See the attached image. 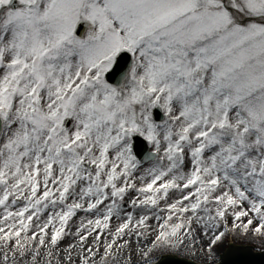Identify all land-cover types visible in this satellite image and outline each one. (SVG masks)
<instances>
[{"label": "snow or ice", "instance_id": "snow-or-ice-1", "mask_svg": "<svg viewBox=\"0 0 264 264\" xmlns=\"http://www.w3.org/2000/svg\"><path fill=\"white\" fill-rule=\"evenodd\" d=\"M70 234L68 264L264 238V0H0V264Z\"/></svg>", "mask_w": 264, "mask_h": 264}, {"label": "rangeland", "instance_id": "rangeland-1", "mask_svg": "<svg viewBox=\"0 0 264 264\" xmlns=\"http://www.w3.org/2000/svg\"><path fill=\"white\" fill-rule=\"evenodd\" d=\"M82 215H83L82 213H78L71 221H69L68 230L71 233H74L75 227L79 224L80 218ZM89 218H94V217H89ZM152 223L155 224V221H152ZM115 225H116V221H115V219H113V221H112L113 228L115 227ZM93 239H94V236L89 237V239L87 241L88 245L92 244ZM125 239H127V237H125ZM102 240H103V237H102ZM78 243H79L78 239L74 238L70 234V235L62 238V240L59 242V248H60V246H65V248L67 249L69 245L78 244ZM132 243L135 246V237L132 238ZM243 244H246L247 249H249L252 252H264V238H259V237L255 238V239L252 237L245 238V237L240 236V235H237L234 238L233 236L229 235L224 240L223 245L221 247L217 248L215 254L211 257H209L206 252L199 251V249H197L195 256H193L192 252L184 250V249H181L179 251L172 250L170 252L162 254L161 256L162 257H166V256L176 257V258H180V259H183L186 261L202 263V264H214V263H216V261L218 259L219 253L221 251H223L225 248H227L228 246H231V245H243ZM102 247H103V243H101V248ZM77 251H78V249L73 250L71 253V255H72L71 264H79V259L77 257ZM58 252L59 251H57L58 256L61 257ZM9 255L11 256V253H9ZM67 255L68 254L65 251L64 258H62V260H60V264H68ZM45 259H47V257H45ZM139 259H140V257L138 255H134L132 257L133 262L138 261ZM2 260H3V256H2V253H0V262H2ZM126 260H127L126 256L122 257L121 264H124V261H126ZM52 264H56V257H53Z\"/></svg>", "mask_w": 264, "mask_h": 264}, {"label": "water", "instance_id": "water-1", "mask_svg": "<svg viewBox=\"0 0 264 264\" xmlns=\"http://www.w3.org/2000/svg\"><path fill=\"white\" fill-rule=\"evenodd\" d=\"M162 258V259H161ZM160 264H195L174 257L160 256ZM220 260V262H219ZM218 264H264V253H252L246 244L231 245L219 253L216 263ZM202 264V263H196Z\"/></svg>", "mask_w": 264, "mask_h": 264}, {"label": "bare ground", "instance_id": "bare-ground-1", "mask_svg": "<svg viewBox=\"0 0 264 264\" xmlns=\"http://www.w3.org/2000/svg\"><path fill=\"white\" fill-rule=\"evenodd\" d=\"M61 249V250H60ZM66 248H65V246H60V248L57 250V251H59L58 253L60 254V256L61 257H59L60 258V260H62V258H64V255H65V250Z\"/></svg>", "mask_w": 264, "mask_h": 264}]
</instances>
